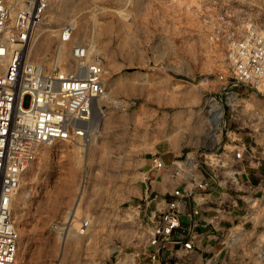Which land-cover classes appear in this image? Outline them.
Segmentation results:
<instances>
[{"label": "rangeland", "instance_id": "1", "mask_svg": "<svg viewBox=\"0 0 264 264\" xmlns=\"http://www.w3.org/2000/svg\"><path fill=\"white\" fill-rule=\"evenodd\" d=\"M222 2L51 1L48 25L34 35L32 57L48 65L57 29L73 21L61 62L73 43H90L105 60L107 93L98 102L102 113L89 141L41 146L23 175L12 204L19 233L12 264H114L115 256L131 258L143 247L145 226L138 228L137 214L128 208L140 196L142 158L162 139L193 145L212 129L203 104L224 66L221 47L209 44L205 19ZM262 8L253 13L264 27ZM157 59H171L182 69L165 71L153 63ZM250 100L264 112V99ZM254 219L264 224V215ZM257 238L254 262L245 258L241 264H264V231Z\"/></svg>", "mask_w": 264, "mask_h": 264}, {"label": "built area", "instance_id": "2", "mask_svg": "<svg viewBox=\"0 0 264 264\" xmlns=\"http://www.w3.org/2000/svg\"><path fill=\"white\" fill-rule=\"evenodd\" d=\"M51 1L0 0V60H5L0 63V264L15 261L19 233L12 204L40 147L87 141L97 112L102 113L98 102L107 93L104 58L90 43H73L61 62L73 21L57 29L48 65L32 57L34 35L48 25ZM225 1L205 19L211 25L209 44L221 47L224 69L203 104L207 125L216 123L222 135L213 146L167 163L152 156V168L160 180L172 182V190L163 208L147 210V192L143 205L128 206L140 210L134 220L138 228L145 226V245L131 258L115 256L114 264H134L136 257L140 264H201L194 253L201 240L230 248L260 224L254 216H262L264 205V173L259 171L264 112L250 98L264 99V27L253 13L263 9L264 1L242 0L248 5L239 8L236 0ZM170 60L153 63L168 72L182 69ZM204 263L212 264V259Z\"/></svg>", "mask_w": 264, "mask_h": 264}, {"label": "crops", "instance_id": "3", "mask_svg": "<svg viewBox=\"0 0 264 264\" xmlns=\"http://www.w3.org/2000/svg\"><path fill=\"white\" fill-rule=\"evenodd\" d=\"M97 125L98 120L95 123L94 129L90 133L87 141L91 139ZM208 136L209 135H205L200 141L196 142L193 145L187 144L185 140H181L178 143L171 142V140L168 138L156 142L153 147L147 151L146 156L142 158L141 165L139 166V172H141L142 174V179L141 188L139 191L140 196L138 197V200H136V202L140 201L143 205L145 199L144 197L147 192V194L150 196L148 200L147 210H153L154 208H163V199L167 196L168 192L172 190V182L169 180H160V174L152 168L151 158L153 155L159 156L167 163L171 160L182 158L187 152H191L199 148H204L206 146L211 147L217 140L220 139V137H217V134L214 138L211 137L212 139L208 138ZM259 171L264 173V162ZM134 210L137 215L140 214L139 209ZM261 211L263 212L262 215H264V205ZM228 225V222L224 223V226ZM246 227H249V225H247ZM263 231L264 224L260 222V224L258 223V226L254 228V230L252 229V231H246L242 235H240L236 243L233 244L230 248L221 245L215 240L203 239L201 240V243L199 245L200 247H197L195 249L194 253L196 255V259L201 264H205L204 260L208 258L212 259V264H241V262L245 260V258H248V261L254 262V257L252 255L253 253L251 249L257 243V234L262 233ZM206 245H208V247H206ZM142 248L136 250L135 253L140 251ZM134 259V264H140L138 257Z\"/></svg>", "mask_w": 264, "mask_h": 264}, {"label": "bare ground", "instance_id": "4", "mask_svg": "<svg viewBox=\"0 0 264 264\" xmlns=\"http://www.w3.org/2000/svg\"><path fill=\"white\" fill-rule=\"evenodd\" d=\"M55 17V19L58 21H60V19H61V17H62V14L61 13H59V14H57V15H55V16H53V18ZM55 19H53V21L55 20ZM55 23V22H54ZM58 23V22H57ZM46 29V28H45ZM48 29V28H47ZM55 29V28H54ZM50 30V29H49ZM56 30V29H55ZM54 30V31H55ZM45 32V31H44ZM51 32H53V31H51ZM46 33V32H45ZM54 34L56 33V32H53ZM47 35H49V34H47ZM55 36V35H54ZM53 36V37H54ZM65 49V48H64ZM96 51V50H95ZM64 52V51H63ZM67 54V53H66ZM63 57H65V55L63 56ZM0 63L1 64H3V63H5V60L4 59H2V60H0ZM209 105H211V106H213V103L212 102H209ZM217 124L215 123L214 125H212V129H211V132H210V136L211 137H215V135H216V133L215 132H217ZM253 217V216H252ZM254 217H256V216H254Z\"/></svg>", "mask_w": 264, "mask_h": 264}]
</instances>
